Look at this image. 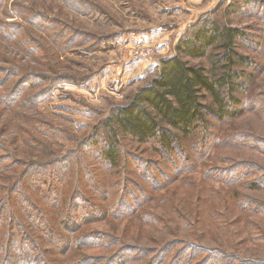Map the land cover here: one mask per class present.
I'll return each instance as SVG.
<instances>
[{
    "label": "rangeland",
    "instance_id": "374dc122",
    "mask_svg": "<svg viewBox=\"0 0 264 264\" xmlns=\"http://www.w3.org/2000/svg\"><path fill=\"white\" fill-rule=\"evenodd\" d=\"M208 15L247 33L241 112L188 166L129 142L108 170L106 116ZM0 155V264H264V0H0Z\"/></svg>",
    "mask_w": 264,
    "mask_h": 264
},
{
    "label": "trees",
    "instance_id": "16d2710c",
    "mask_svg": "<svg viewBox=\"0 0 264 264\" xmlns=\"http://www.w3.org/2000/svg\"><path fill=\"white\" fill-rule=\"evenodd\" d=\"M247 2L259 4V0ZM245 35L244 29L223 22L217 16L208 15L192 24L176 43L175 53L161 60L150 82L127 104L116 106L106 116L103 134H97L92 140L93 147L100 150L89 152L108 170L120 169L121 162L126 160L124 143L132 142L154 151L150 158L171 163L175 162L176 155L185 153L181 158L188 166L191 157L185 152V143L198 138L203 146L210 145L214 140L213 128L241 112L243 99L239 94L248 87V81L244 79L248 74L244 69L254 65L251 56L238 50V41ZM196 59L205 62L193 64L191 60ZM0 158L4 157L0 155ZM158 161L149 159L147 162L164 164L162 160ZM5 164L8 166L7 163L0 166ZM15 183L0 190L1 207L10 208L8 193ZM252 184L254 187L259 185L256 181ZM72 211L69 207L65 215ZM189 257L184 264H189ZM11 260L30 261L22 253ZM124 261L120 260L118 264ZM165 261L166 258L161 263ZM223 262L230 264L228 261H211V264Z\"/></svg>",
    "mask_w": 264,
    "mask_h": 264
},
{
    "label": "built area",
    "instance_id": "2783aa9c",
    "mask_svg": "<svg viewBox=\"0 0 264 264\" xmlns=\"http://www.w3.org/2000/svg\"><path fill=\"white\" fill-rule=\"evenodd\" d=\"M158 52H159V50L156 49L155 47L147 46V47L142 48V50L139 53L141 55H153V54H156Z\"/></svg>",
    "mask_w": 264,
    "mask_h": 264
}]
</instances>
